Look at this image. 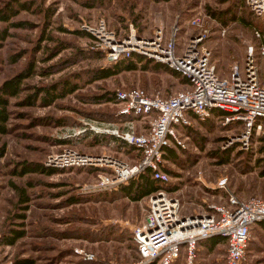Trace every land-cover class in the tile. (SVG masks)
<instances>
[{
  "label": "rangeland",
  "instance_id": "rangeland-1",
  "mask_svg": "<svg viewBox=\"0 0 264 264\" xmlns=\"http://www.w3.org/2000/svg\"><path fill=\"white\" fill-rule=\"evenodd\" d=\"M20 1L26 2V8L17 10L9 21L27 22L29 27L0 22V30L7 31L0 41V83L21 71L29 60L33 73L22 80L20 92L8 98L7 130L0 134V264H132L138 258L132 229L145 217L147 195L132 200L114 191L116 187L88 188L99 171L108 170L106 166L52 167L44 165V159L50 153L73 149L136 162L138 149L125 142L117 146L111 139L114 135L101 131L127 129L120 125L123 120L117 116L114 102L92 103L90 97L130 87L167 97L187 85L162 63L144 56L136 61L135 53L128 57L135 69L89 82L91 71L112 64L84 26L95 27L102 20L116 39L131 34L150 37L158 28L167 36L176 29L178 50L189 36L200 33L201 45L209 51L216 73L225 77L233 64L243 63L249 46L263 71L264 58L256 53V47L264 44V23L243 0ZM13 53L22 56L10 63ZM60 79L76 83L77 89L47 106L38 100L33 105L20 103L33 87ZM195 120L190 119L192 127L186 126L189 130L185 133L179 128L187 137L185 147H170L174 154L169 157L164 151L161 162L168 179L159 183L158 189L177 198L180 214L213 213L210 205L224 203L230 193L241 198L264 196V173L260 172L264 120L261 129L252 132L246 148H239L237 142L226 145V140L240 132L239 122L222 125L217 120ZM140 125L143 130L134 129L135 133L148 129L147 120H141ZM23 161L53 169L13 173ZM220 179H224L223 186L217 185ZM21 191L25 201L20 199ZM260 223L251 226L241 264H264V225ZM11 229L23 232L12 243L2 241ZM223 252L221 242L210 254V258L216 257L212 264H221ZM183 261L181 252L171 264Z\"/></svg>",
  "mask_w": 264,
  "mask_h": 264
},
{
  "label": "built area",
  "instance_id": "built-area-1",
  "mask_svg": "<svg viewBox=\"0 0 264 264\" xmlns=\"http://www.w3.org/2000/svg\"><path fill=\"white\" fill-rule=\"evenodd\" d=\"M244 5L264 23V0H243ZM113 63L133 53L162 63L186 80L187 87L167 97L149 95L139 87L116 89L114 104L117 116L147 120L148 129L135 133L130 125L124 131L104 129L114 137L140 151L139 159L129 164L107 155H92L73 149L53 152L44 159L52 167L103 165L87 185L91 189H112L145 168L153 171L161 182L168 173L161 169L166 148H184L186 138L179 128L190 119L203 121L212 110L222 115L221 123H238L240 132L226 140L246 148L253 131L261 129L264 120V63L257 65L249 46L241 65L233 64L225 77L219 76L209 60V51L201 45L200 33L189 36L177 49L176 29L167 36L158 28L150 37L135 38L132 34L116 39L102 20L95 27L84 26ZM256 36L259 33L255 31ZM264 58V44L256 47ZM148 118V119H146ZM224 179L217 182L223 186ZM147 211L141 223L132 229L138 258L132 264H171L182 252L184 264H198L197 243L211 235L225 238L221 264H241L246 255L247 241L253 223L264 220V196L247 198L230 193L222 204H211L213 213L182 215L178 200L157 189L147 194Z\"/></svg>",
  "mask_w": 264,
  "mask_h": 264
},
{
  "label": "trees",
  "instance_id": "trees-1",
  "mask_svg": "<svg viewBox=\"0 0 264 264\" xmlns=\"http://www.w3.org/2000/svg\"><path fill=\"white\" fill-rule=\"evenodd\" d=\"M17 6L20 9H24L26 8L25 7L26 2L20 1L17 4ZM13 12L15 13L16 11L14 10ZM14 13H11V15ZM9 18H10V14L7 13L5 10L0 13L1 21L7 22ZM8 24L9 26H13V27H22V28L29 27V24L27 22L26 23L10 22ZM78 32H75V33H78ZM6 36H7V31L6 29L2 28V30H0V41H2ZM42 36H43V33L40 35L38 39V43L39 41L43 39ZM59 47L63 48V45L62 47L59 45ZM51 52L52 51H50L49 54H51ZM21 56L22 55L20 53H13L12 55L9 56L8 61L10 63H15ZM134 56H135L136 61H140L141 59H143L142 56L140 55L135 54ZM148 60L145 59L146 62ZM67 63H65L64 65H67ZM111 64L112 65L108 67L97 68L95 71H91L89 73L88 81L91 82L97 79H104L122 70H132V69H135L136 67V64L133 62V60H131L128 57L125 58L124 60L120 58ZM144 66L145 65H142V67ZM32 73H33V64H31V61L29 60L21 71L13 74L8 79H4L0 83V134L6 133V130H7L5 124H6V120L8 117V113L6 109L8 106V98L13 97L20 92L22 80L32 75ZM40 74L43 75L44 73H40ZM77 87L78 85L72 81H69L66 79H60L46 86L33 87V92L30 95H26L24 98H22L20 100V103L22 105H33L35 101L38 100L43 106H47V105H50L55 99L62 98L65 95L72 93L74 90L77 89ZM108 95L102 94V95H96V97H90L89 102H92V103L93 102L101 103V102H108V101L114 102V92L111 95L109 96ZM111 139L113 140V142L116 143L117 146L125 145V143L118 138L111 136ZM260 139L263 141L264 136L260 137ZM2 153H3V147L1 145L0 155ZM165 153H168L169 157H171L170 155L174 154V151L172 150V148L169 147L165 149ZM52 169L53 168H46L42 164L37 163V162L23 161L20 163V167H18L17 169H14L13 173L23 174L28 171L51 172ZM164 169L162 168V170ZM164 171L167 172L166 170ZM260 172L264 173V165H263V168L260 170ZM159 183H161V181L156 176H154L153 171L150 170L149 168H145L139 173H137L135 177H130L127 181L120 183L115 188L114 191L122 193L132 200H136L158 189ZM22 193H23L22 191L19 193L21 196L20 199L21 201H25L27 197L25 196V194H22ZM22 232H23L22 230L11 229L10 233L7 236H5L2 241H5L6 243H12Z\"/></svg>",
  "mask_w": 264,
  "mask_h": 264
},
{
  "label": "crops",
  "instance_id": "crops-1",
  "mask_svg": "<svg viewBox=\"0 0 264 264\" xmlns=\"http://www.w3.org/2000/svg\"><path fill=\"white\" fill-rule=\"evenodd\" d=\"M20 2V0H7V1H4V0H1L0 1V13L2 11H6L7 13L10 14V18H12L17 10H19L20 8L17 6V4ZM16 11L15 13L13 11ZM11 13H14L11 15ZM9 18V20H10ZM7 21V22H3L0 20L1 23H10V21ZM222 114L219 112V111H216V110H212L211 111V114L210 116L203 120L205 123L209 122V121H219L221 123V116ZM120 118H122V124H120L121 126L122 125H131L132 129H136L138 132H140V130H143L141 127V119H138V118H133L131 116H119ZM192 119V122H194V118H191ZM197 121V120H195ZM222 124V123H221ZM192 124H190L188 127L191 128ZM223 125V124H222ZM189 128H187L186 126L184 127H181V129L183 130V132L185 133V129L189 130ZM136 131V132H137ZM113 141V140H112ZM261 225H264V220L263 221H258ZM254 224V223H253ZM252 224V225H253ZM251 229V228H250ZM223 243L224 244V251H225V238L223 237H220V236H209L207 238H204V239H201L198 241L197 243V250H199V248L203 249V251L199 250L197 252V258H198V264H212V260L216 257H213V258H210L211 257V253H212V250L214 249V247L217 245V244H220V243ZM224 255V252L222 254V256ZM175 261V260H174ZM173 261V262H174ZM222 263V262H221Z\"/></svg>",
  "mask_w": 264,
  "mask_h": 264
}]
</instances>
